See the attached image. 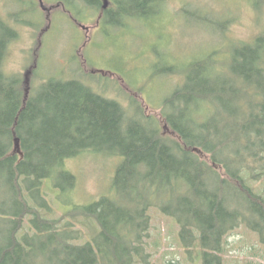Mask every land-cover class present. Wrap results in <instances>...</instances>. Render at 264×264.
<instances>
[{
    "label": "trees",
    "instance_id": "1",
    "mask_svg": "<svg viewBox=\"0 0 264 264\" xmlns=\"http://www.w3.org/2000/svg\"><path fill=\"white\" fill-rule=\"evenodd\" d=\"M160 1L116 0L105 16L134 19ZM18 36L0 17V264H136L154 206L176 219L185 247L200 243L201 264H224L226 236L242 223L264 244V193L247 181L264 174L249 163L264 161V34L232 47L223 70L219 50L191 62L165 103L184 101L180 114H161L177 140L160 121L128 117L118 100L76 79H49L26 97L24 80L5 70ZM16 137L23 156L14 152ZM88 151L121 157L112 190L50 218L47 189L71 203L78 181L67 163ZM70 212L98 223L85 243L75 242L81 229Z\"/></svg>",
    "mask_w": 264,
    "mask_h": 264
},
{
    "label": "rangeland",
    "instance_id": "2",
    "mask_svg": "<svg viewBox=\"0 0 264 264\" xmlns=\"http://www.w3.org/2000/svg\"><path fill=\"white\" fill-rule=\"evenodd\" d=\"M39 2L32 6L24 0H0V17L19 34L9 47L5 61L7 73L26 82L27 70L36 63L29 84L25 83L30 94L49 79L79 80L118 100L128 117L142 122L146 121L145 117L160 121L161 132L175 140L178 137L169 127L164 128L161 114L167 107L180 114L176 106L184 107V101L170 107L165 103L183 86L191 62L219 50L215 59L223 70L230 62L232 47L264 34V6L256 8L254 0H161L145 10V15L134 19L112 15L98 28L102 7L90 9L85 5L82 15L77 11L74 14L88 29L72 21L62 8L55 7L58 0H44L46 6L54 7L51 14L43 11ZM116 7V0H107L105 9ZM83 14H87V20ZM124 21L126 26L122 24ZM49 24V29L41 35ZM175 65L177 68L171 72ZM94 68L100 73L93 74ZM105 71L115 74L103 75ZM218 108L223 110L220 104ZM121 160L107 153L88 151L68 161L67 168L77 176V188L69 204L58 199L60 192L52 194L47 189L55 211L49 217L59 218L77 204L90 205L106 195ZM205 160L211 165L210 158ZM249 163L264 172V161L261 164L251 159ZM247 181L257 192L264 193V174L259 180ZM148 213L150 229L142 256H135L136 264L202 263L200 243L185 247L174 217L164 214L159 206L150 208ZM65 217L71 222L75 220L74 228L81 229V238L75 241L78 244L91 239L93 230L99 227L94 219L71 217V212ZM223 258L224 264H264V244L242 223L226 236Z\"/></svg>",
    "mask_w": 264,
    "mask_h": 264
},
{
    "label": "flooded vegetation",
    "instance_id": "3",
    "mask_svg": "<svg viewBox=\"0 0 264 264\" xmlns=\"http://www.w3.org/2000/svg\"><path fill=\"white\" fill-rule=\"evenodd\" d=\"M35 1H37V0H24V2L26 3V4H31L32 6H35ZM38 1H40L39 2V4H40V7L42 8V10L43 11H45V12H49V14H51L50 12L52 11V9L54 8L53 6H51V7H48V6H46V8L47 9H44L43 7H42V3H41V0H38ZM59 2L55 5V7H58V8H62V10L66 13L67 12V14L69 13V15H70V18H71V20L73 21H75L76 22V24H79L82 28H84V29H88V27L87 26H85L82 22V20H79L78 19V17L74 14V11H77L78 12V14L79 15H82V14H80L81 13V9H82V7H85V5L86 6H88V8H90V9H93V7H94V4H92L90 1L91 0H58ZM100 1V0H99ZM106 0H104V2H105ZM92 4V5H91ZM105 4V3H104ZM104 4H99L97 7H102V12H100V14L99 15H101L100 17H101V19L99 18V24L97 25V28L98 27H100L101 26V24H102V22L106 19V11H105V7H104ZM96 6V5H95ZM90 9H88V10H90ZM63 11H59V12H63ZM63 12V13H64ZM67 14H65L66 16H67ZM48 16V15H47ZM83 16H84V18L87 20V14H83ZM49 27H50V24L48 25V26H46L45 27V29L42 31V34L41 35H43V33L47 30V29H49ZM42 41H40V43H41ZM32 66V65H31ZM37 67V64L36 63H34V65L31 67V68H29L28 70H27V72L26 73H28L27 75H28V79H29V81L31 80V77H32V75H33V72H34V69ZM30 72V73H29ZM92 72H93V74L94 73H100V71L99 70H96L95 68H94V70H92ZM105 74H103V75H106V74H109V73H113V74H115L114 72H112V71H105L104 72ZM24 77V76H23ZM24 79H25V77H24Z\"/></svg>",
    "mask_w": 264,
    "mask_h": 264
},
{
    "label": "water",
    "instance_id": "4",
    "mask_svg": "<svg viewBox=\"0 0 264 264\" xmlns=\"http://www.w3.org/2000/svg\"><path fill=\"white\" fill-rule=\"evenodd\" d=\"M41 3H42V7L44 8V9H47L46 8V6H45V4H44V1L43 0H41ZM104 7L106 8L107 7V0L105 1V4H104ZM30 73V72H29ZM28 74V73H27ZM26 77V84H29V79H28V75H26L25 76ZM29 89L28 88H26V97H28L29 96ZM167 126H165V128H166ZM195 150H197V151H199L197 148L195 149ZM14 152H16V153H19L21 156H23V151H22V149H21V145H20V139L18 138V137H16L15 138V151Z\"/></svg>",
    "mask_w": 264,
    "mask_h": 264
}]
</instances>
